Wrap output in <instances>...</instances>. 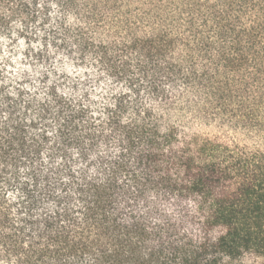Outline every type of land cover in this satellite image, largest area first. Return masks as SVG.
Wrapping results in <instances>:
<instances>
[{"label":"trees","instance_id":"16d2710c","mask_svg":"<svg viewBox=\"0 0 264 264\" xmlns=\"http://www.w3.org/2000/svg\"><path fill=\"white\" fill-rule=\"evenodd\" d=\"M0 264H264V0H0Z\"/></svg>","mask_w":264,"mask_h":264}]
</instances>
